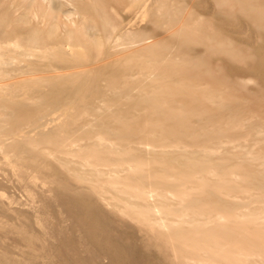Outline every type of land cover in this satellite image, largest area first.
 <instances>
[{"label":"bare ground","instance_id":"6f19581e","mask_svg":"<svg viewBox=\"0 0 264 264\" xmlns=\"http://www.w3.org/2000/svg\"><path fill=\"white\" fill-rule=\"evenodd\" d=\"M13 2L0 264H264V0Z\"/></svg>","mask_w":264,"mask_h":264},{"label":"rangeland","instance_id":"374dc122","mask_svg":"<svg viewBox=\"0 0 264 264\" xmlns=\"http://www.w3.org/2000/svg\"><path fill=\"white\" fill-rule=\"evenodd\" d=\"M11 1H15L13 3L18 4L19 0H11ZM75 1L76 0H38V7H41L43 10H46L49 13L54 12L56 15V18L54 20L56 21V23L51 27L52 31L63 32L66 29L73 28L76 26L79 28L80 24L78 22L81 23L82 18L80 17L79 14L74 13L73 11V8L75 6ZM87 1L97 2V0H87ZM214 11L215 8L213 6V3H211V0H206L204 9L198 4L194 6L193 3H191V12H196L197 14H203L205 16L203 17V19H209L210 14H213ZM245 29H246L245 33L246 32L249 33V37H250L249 42H251V44H249L248 42L247 43L240 42V40L238 42L243 46L246 45L247 47H251L252 44H256L257 40H259L258 35L256 32L250 31V29H248L246 26ZM232 30L233 29L230 28V30L228 29L227 32L231 34L233 33Z\"/></svg>","mask_w":264,"mask_h":264}]
</instances>
